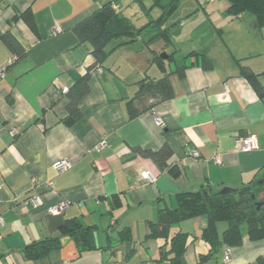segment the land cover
<instances>
[{
    "label": "crops",
    "instance_id": "1",
    "mask_svg": "<svg viewBox=\"0 0 264 264\" xmlns=\"http://www.w3.org/2000/svg\"><path fill=\"white\" fill-rule=\"evenodd\" d=\"M109 1L0 0V72L6 71L0 77V264H171L166 245L179 233L189 235L182 264H197L210 250L202 240L206 218L172 227L166 243L150 238L149 224L158 220L159 211L174 209L176 196L185 192L264 185V99L235 63L240 60L260 75L264 66L249 61L258 55L255 50H233L215 33L210 40L203 35L198 44L193 37L177 44L171 36L166 49L140 39L119 47L129 42L122 38L107 47L111 54L99 73L91 47L73 28ZM6 34L25 49L26 57L17 64L1 40ZM191 52L205 54L211 64H194V58H186ZM173 53L175 60L164 65L173 72L174 97L163 102L150 94L137 97L143 81L165 75L154 58L167 61L163 55ZM184 65V76L174 74ZM83 77L89 90L75 99L81 117L66 124L75 85ZM133 107L144 112L131 118ZM248 135L257 137L258 148L237 152V139ZM104 137L107 146L99 150ZM164 146L172 151L165 168L138 151ZM63 160L71 169L59 173L54 165ZM35 197L42 199L37 208L30 203ZM65 201V211L51 213ZM71 219L93 229L97 250L81 252L75 239L63 236L61 248L46 258H26L28 246L61 237ZM220 250L222 255L205 264L264 261V240L245 236L241 246Z\"/></svg>",
    "mask_w": 264,
    "mask_h": 264
},
{
    "label": "trees",
    "instance_id": "2",
    "mask_svg": "<svg viewBox=\"0 0 264 264\" xmlns=\"http://www.w3.org/2000/svg\"><path fill=\"white\" fill-rule=\"evenodd\" d=\"M119 0H113L105 3L92 14L82 19L73 28V32L81 43L88 44L92 49L95 58V67H100L107 61L111 52L107 47L111 42L118 39H128L129 42L119 45L125 46L137 41L145 32L149 36L145 41L147 46L161 43L163 47L169 48L172 45V37L169 30L164 29L167 21L180 7L183 0H151L152 8H158L161 12L157 19L150 21L142 28L135 27L131 20L116 7ZM229 5L227 13L233 18H239L244 14H250L256 17L258 24L264 26V0H226ZM142 9L147 16L149 11L143 3ZM220 33V32H219ZM220 36V35H219ZM2 42L14 55L17 64L26 57V52L21 43L10 34L1 37ZM176 53L166 55L167 61L160 55H157L153 61L165 74L161 79H147L140 85L137 97L150 94L159 101H168L174 97L173 87L169 72L165 67L166 62H173ZM186 58H194V64H199L203 68L209 66V58L199 52H191ZM239 68V74L252 87L260 99H264V71L258 75L251 69L241 65L240 60L235 59ZM102 70V69H101ZM186 66L177 68L174 74L179 77L185 75ZM262 79V80H261ZM89 90L88 77H83L74 88L75 94L73 101L68 106L69 117L66 124H72L80 119L81 113L76 107V98H82ZM72 100V96H71ZM75 101V102H74ZM144 111L131 109V118L139 116ZM144 156L152 158L161 168L166 167V161L171 157L172 151L168 146L161 150L153 152L150 150H138ZM173 175L176 174V171ZM254 187H246L235 194L222 195L220 190L201 189L195 192H185L176 196V207L174 209L160 210L158 220L151 222L150 238L165 239L169 241V232L172 227L178 226L184 221L206 218L207 226L202 232V240L210 247L207 255L202 256L197 264H205L213 260L223 245L229 247H238L243 244L245 236L251 241L264 240V209L258 210L256 207L258 197L264 193L263 186L253 182ZM252 195L256 199H252ZM228 223V228L220 236L218 231L219 223ZM247 227L246 233L242 228ZM63 236H69L75 239L77 247L81 252L97 250L93 238V229L83 226L76 219L67 220L61 228V237L46 239L42 242H36L28 246L24 252L27 259L42 260L51 252L61 248V239ZM169 249L165 253V259L171 264H182V259L188 248L189 235L179 233L170 238ZM259 264H264L260 260Z\"/></svg>",
    "mask_w": 264,
    "mask_h": 264
},
{
    "label": "rangeland",
    "instance_id": "3",
    "mask_svg": "<svg viewBox=\"0 0 264 264\" xmlns=\"http://www.w3.org/2000/svg\"><path fill=\"white\" fill-rule=\"evenodd\" d=\"M118 3L123 13L137 28L144 27L151 18L157 19L161 14L158 8H152L151 0H119ZM141 3L147 9H150V16H147L142 9ZM225 5H227L226 8ZM228 5L229 3L226 0H217L214 3H210V0H183L179 9L167 21L164 29L169 30L170 35L177 44L180 43L182 38L191 37H193L191 42L198 44L203 35H205L206 40H210L211 34L215 33V35L224 38V42L227 45L230 44L229 46L233 50L254 49L255 52L253 53L258 55L249 59V61L251 60L257 66H264V26H260L256 17L250 14L233 18L227 13ZM187 19L190 20V23L188 24L187 21L186 26L181 28L179 24ZM188 31H190V37H186ZM139 39L140 43L142 40L148 41L149 36L145 32ZM169 53H172V51H169ZM227 228L228 223H219L220 234ZM219 253L222 255L223 250H220Z\"/></svg>",
    "mask_w": 264,
    "mask_h": 264
},
{
    "label": "built area",
    "instance_id": "4",
    "mask_svg": "<svg viewBox=\"0 0 264 264\" xmlns=\"http://www.w3.org/2000/svg\"><path fill=\"white\" fill-rule=\"evenodd\" d=\"M6 71H1L0 72V77H2L4 75ZM97 72L101 73L102 70L101 69H97ZM68 88H64L62 90V93L63 94H66L68 92ZM16 130H13L12 131V135H16ZM107 146L106 144V139L105 137L103 138L102 142L100 143L99 145V150L100 149H104L105 147ZM258 148V139L256 136L254 135H248L246 137H243V138H239L237 139L236 141V151L237 152H242V153H250L254 150H256ZM195 156H198L197 153H195ZM213 161L217 164H220L221 161H220V157L219 156H214L213 157ZM54 168L57 172L59 173H64V172H67L68 170L71 169V164L66 161V160H63V161H59L57 162L55 165H54ZM145 180L147 182H151L152 181V178L147 175V174H143L142 175ZM51 186V184H49ZM32 204L33 207L37 208L39 206L42 205V199L40 197H35L31 200L30 202ZM69 206V202H62L60 203L59 205H57L56 207L50 209L51 213L52 214H60L62 213L63 211H65V209ZM0 225H3V220L0 218ZM230 260V255L227 254L226 257H225V262L229 261Z\"/></svg>",
    "mask_w": 264,
    "mask_h": 264
},
{
    "label": "water",
    "instance_id": "5",
    "mask_svg": "<svg viewBox=\"0 0 264 264\" xmlns=\"http://www.w3.org/2000/svg\"><path fill=\"white\" fill-rule=\"evenodd\" d=\"M166 58V55H163ZM237 190L231 189V188H225L221 191L220 194L222 195H228V194H235ZM252 199H256L255 195H252ZM256 207L258 210H261L264 207V193L261 194L257 199Z\"/></svg>",
    "mask_w": 264,
    "mask_h": 264
},
{
    "label": "flooded vegetation",
    "instance_id": "6",
    "mask_svg": "<svg viewBox=\"0 0 264 264\" xmlns=\"http://www.w3.org/2000/svg\"><path fill=\"white\" fill-rule=\"evenodd\" d=\"M263 190H264V186H263Z\"/></svg>",
    "mask_w": 264,
    "mask_h": 264
}]
</instances>
